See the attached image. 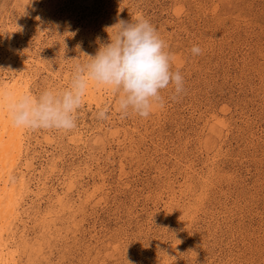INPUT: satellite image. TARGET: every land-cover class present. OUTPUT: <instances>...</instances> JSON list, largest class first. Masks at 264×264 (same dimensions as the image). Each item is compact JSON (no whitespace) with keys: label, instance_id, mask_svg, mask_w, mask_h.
<instances>
[{"label":"rangeland","instance_id":"1","mask_svg":"<svg viewBox=\"0 0 264 264\" xmlns=\"http://www.w3.org/2000/svg\"><path fill=\"white\" fill-rule=\"evenodd\" d=\"M139 17L166 41L184 92L164 90V107L141 118L106 89L74 130H27L12 180L26 175L34 194L15 262L264 264V0H0V89L67 88L87 58L66 60L94 56L108 28ZM48 210L59 216L45 229Z\"/></svg>","mask_w":264,"mask_h":264},{"label":"clouds","instance_id":"2","mask_svg":"<svg viewBox=\"0 0 264 264\" xmlns=\"http://www.w3.org/2000/svg\"><path fill=\"white\" fill-rule=\"evenodd\" d=\"M107 30L114 31L111 35L107 31L109 41L94 56L81 52L78 58L66 60L87 58L85 63L76 65L67 88L45 89L37 96L0 91V103H6L12 126L74 130L90 84L114 92L122 116L134 114L141 118H148L155 107H164V90L172 89V99L184 92V77L172 70L168 45L147 18L119 20ZM191 52L199 55L202 49L194 45ZM107 112L106 108L99 111L98 117L107 118Z\"/></svg>","mask_w":264,"mask_h":264},{"label":"bare ground","instance_id":"3","mask_svg":"<svg viewBox=\"0 0 264 264\" xmlns=\"http://www.w3.org/2000/svg\"><path fill=\"white\" fill-rule=\"evenodd\" d=\"M26 81L27 80L20 81L19 79L15 82L5 84L4 86L2 85L3 87L0 89V91H7L13 95L27 94L28 86L26 84ZM105 90L106 88L104 87H98L94 84H90L84 97V101H87L90 104H94L97 108H100L102 106V103L105 102L104 100H106ZM110 93L112 92L110 91ZM26 133V129L12 126L8 117L6 103H0V264H17L15 262L16 251L12 248L14 247L13 244H15L16 239L15 234L18 230L17 223H24L23 215L25 214V209H23L24 203L22 204V202L25 201L26 197L29 198V194H34V188H32L33 185H31V182L29 183L26 181V175H20V178L12 180L15 169L20 164L23 146L22 142ZM78 136L79 135H77V137ZM48 139L50 140V137ZM29 163L31 164H28V168L34 165L33 162ZM17 181L22 182L23 184H16ZM40 185H44L45 190L46 188H48L46 182L45 184H37L35 185V187L38 189ZM36 193L37 196L41 195L40 192ZM40 198L43 199L42 197ZM57 200L59 201V203H57L59 208L65 209V207L69 205L67 203V200L64 199L62 196H58ZM55 213L56 212L50 210L44 213L42 217V224L48 225L44 227L45 229L46 227L51 228L52 222L53 224L56 222L55 217L59 215ZM19 240L25 246H28L30 244L25 235H21L19 237ZM26 250H28V248Z\"/></svg>","mask_w":264,"mask_h":264}]
</instances>
